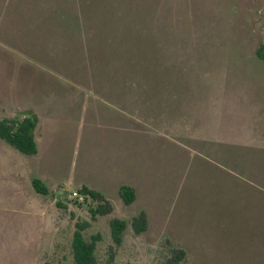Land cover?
<instances>
[{
  "label": "rangeland",
  "instance_id": "obj_1",
  "mask_svg": "<svg viewBox=\"0 0 264 264\" xmlns=\"http://www.w3.org/2000/svg\"><path fill=\"white\" fill-rule=\"evenodd\" d=\"M60 1L94 31L79 45L0 20V119L38 117L36 155L0 141V264H70L76 221L101 235L99 264H163L179 245L190 264H264V189L239 176L264 179V0Z\"/></svg>",
  "mask_w": 264,
  "mask_h": 264
},
{
  "label": "trees",
  "instance_id": "obj_2",
  "mask_svg": "<svg viewBox=\"0 0 264 264\" xmlns=\"http://www.w3.org/2000/svg\"><path fill=\"white\" fill-rule=\"evenodd\" d=\"M6 11H8L7 14L11 13L21 19L20 23L24 30L36 35L44 34L50 38L52 37L53 43L59 48L66 47V39L70 41L73 40V42L75 41L79 45L84 30H86V33L91 32V34H94L90 26L80 22L81 19L77 18L74 9L68 7L65 2H61L60 0H0V20L4 18ZM123 46H125V44H123ZM255 54L259 59L264 61V45L259 46ZM190 69H192L191 66ZM184 117L185 119L187 118V116ZM37 122L38 117L34 113L28 114L21 119H0V141L25 156L36 155L38 152L35 138ZM208 153L206 154L208 156L214 155L211 152ZM243 174L247 176H242L243 178L251 181L245 182L246 184L259 190L261 188L264 189V179H261L262 177L260 178L259 173L253 172V174L259 175L258 177H254L241 171L239 176ZM31 184L36 193L44 195L48 191L46 186L39 179H32ZM262 191L264 192V190ZM77 192L83 195L84 198L89 197L92 200H102L98 192L86 186L80 187ZM118 194L125 204H130L135 197L134 191L128 185H121ZM101 202L94 208H90L92 219H95L98 214L102 215L107 213L108 209ZM130 225L135 233L144 231L146 229L144 214L141 212L133 217L130 221ZM88 226V221H76L74 223V230L70 243V264H99L95 251L97 242L101 240V235L95 233L91 234L89 238H85L83 231ZM126 227L127 222L123 219L112 218L109 221V233L114 246H119L121 244L123 231ZM176 247L177 248H175L163 264H190L187 258V249L182 245ZM109 258H113L112 252L109 253ZM42 264L51 263L45 261Z\"/></svg>",
  "mask_w": 264,
  "mask_h": 264
},
{
  "label": "crops",
  "instance_id": "obj_3",
  "mask_svg": "<svg viewBox=\"0 0 264 264\" xmlns=\"http://www.w3.org/2000/svg\"><path fill=\"white\" fill-rule=\"evenodd\" d=\"M38 148V147H37Z\"/></svg>",
  "mask_w": 264,
  "mask_h": 264
}]
</instances>
